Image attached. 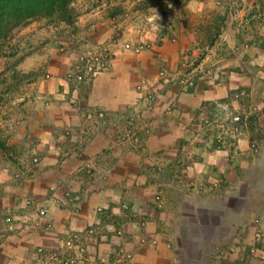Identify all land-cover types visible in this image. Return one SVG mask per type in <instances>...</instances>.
I'll list each match as a JSON object with an SVG mask.
<instances>
[{"label":"crops","instance_id":"1","mask_svg":"<svg viewBox=\"0 0 264 264\" xmlns=\"http://www.w3.org/2000/svg\"><path fill=\"white\" fill-rule=\"evenodd\" d=\"M81 14L84 42L111 36L104 4H90ZM145 35L134 41L156 38L154 33ZM179 49L171 54L160 47L154 52L171 54L167 60L173 65ZM120 53L132 61L124 62L128 59L117 57ZM115 54L110 68L85 85L73 103H51L40 118L41 127H34L40 165L37 178L26 179L24 192L47 208L39 226L50 222L52 227H34L31 218L0 238V264H38L36 247L56 248L66 234L89 227L96 233L89 236L86 264H97L99 256L111 255L120 245L130 255L129 264H264V244L249 252L255 244L254 218L264 231V148L259 158L249 146L238 151L228 140L226 147L215 149L203 143L199 133L193 144L191 135L197 111L213 104L219 109L238 107L233 99L223 100L234 84L202 79L192 92L169 87L166 99L149 104L155 130L147 149L150 158L141 160L140 153L115 144L118 116L133 100V82L152 74L155 66L123 49ZM168 101L175 106L172 115L163 112ZM93 110H104L107 117H88ZM257 118L264 129V113ZM66 127L72 130L69 137L62 132ZM84 163L92 167L90 175L78 171ZM56 179L64 184L50 193L48 187ZM159 191L162 200L155 202ZM5 199L0 205L7 210L19 208L15 196ZM116 229L122 230L117 237L112 234Z\"/></svg>","mask_w":264,"mask_h":264},{"label":"rangeland","instance_id":"2","mask_svg":"<svg viewBox=\"0 0 264 264\" xmlns=\"http://www.w3.org/2000/svg\"><path fill=\"white\" fill-rule=\"evenodd\" d=\"M90 4H104L113 31L107 40L89 44L82 39L87 34L79 17ZM67 17L33 18L15 27L0 42V204L2 198L9 201L11 195L20 202L18 209L7 210L0 205L1 239L17 232L31 218L32 226L51 229L52 225L47 228L46 223L39 226L48 214L47 208L41 206L38 198L24 192L26 179L37 178L40 165L32 132L43 124L40 118L48 113L51 103H73L71 100L85 85L107 71L117 49L141 55L136 60L151 63L155 68L152 74L133 82V100L118 116L116 145L140 153L141 160H149L147 149L155 130L148 118L149 104L158 98L166 99L169 87L192 92L202 79H208L209 84L225 79L234 86L223 100L233 99L238 107L219 109L213 104L208 111H197L190 126L195 132L191 134L195 136L193 144L198 142L199 133L204 136L199 137L203 143L215 149H223L232 141L238 151L249 146L261 157L264 129L259 127L257 115L264 113V0H72ZM153 33V42L149 38L134 41L140 34ZM160 47L171 54L180 48L173 65L168 63V54L161 53L162 50L154 52ZM121 54L117 57L127 58L124 62L132 61ZM55 71L59 74L54 78ZM174 110V104L168 101L163 112L172 115ZM86 114L99 119L107 117L104 110ZM62 132L65 137L72 134L70 127ZM78 171L90 175L92 167L84 163ZM146 175H150L149 171ZM63 184L64 180L56 179L48 191L55 193ZM161 195L160 191L154 195L155 202L162 200ZM28 199L32 206L26 204ZM39 207L46 210L45 217L37 216ZM72 232L78 233V243L85 248L82 255L65 243ZM72 232L61 238L56 248L36 247L33 251L38 264H66L68 258L75 259L67 264H86L89 236L96 232L93 227ZM112 234L117 237V229ZM115 252L99 256L97 264H112Z\"/></svg>","mask_w":264,"mask_h":264},{"label":"trees","instance_id":"3","mask_svg":"<svg viewBox=\"0 0 264 264\" xmlns=\"http://www.w3.org/2000/svg\"><path fill=\"white\" fill-rule=\"evenodd\" d=\"M71 2L72 0H0V42L6 40L15 27L33 18L53 15L68 18Z\"/></svg>","mask_w":264,"mask_h":264},{"label":"built area","instance_id":"4","mask_svg":"<svg viewBox=\"0 0 264 264\" xmlns=\"http://www.w3.org/2000/svg\"><path fill=\"white\" fill-rule=\"evenodd\" d=\"M158 200H160V198L157 196L156 197ZM26 204L32 206L33 202L32 200L28 199L26 201ZM37 216L39 217H45L46 216V210L44 208H38L37 212H36ZM7 221L10 220V218H6ZM46 223V227L49 228L51 227V223L50 222H45ZM253 236H254V240H255V244L249 248V252L250 253H254L255 251H257L259 249L260 246H263L264 244V231L260 222L259 218H254L253 221ZM92 233L93 230H89V233ZM122 234V230H117V235H121ZM79 242V235L77 232H72L67 240L65 241V243L67 244V247L69 248H74L76 250V253L79 255H82L85 253V248L84 246L80 245ZM115 257L113 259L112 264H129L130 261V255L128 253L125 252L124 248L122 247V245L118 246V248L116 249L115 252ZM75 258H68L65 260V263L67 264L68 262H73ZM101 261H106L104 258L101 259ZM53 262H49V264H52Z\"/></svg>","mask_w":264,"mask_h":264}]
</instances>
